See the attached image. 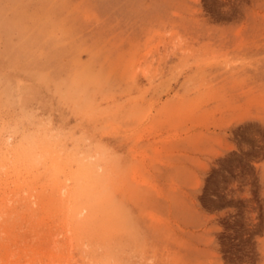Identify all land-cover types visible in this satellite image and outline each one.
Here are the masks:
<instances>
[{"label":"rangeland","instance_id":"374dc122","mask_svg":"<svg viewBox=\"0 0 264 264\" xmlns=\"http://www.w3.org/2000/svg\"><path fill=\"white\" fill-rule=\"evenodd\" d=\"M0 264H264V0H0Z\"/></svg>","mask_w":264,"mask_h":264},{"label":"bare ground","instance_id":"6f19581e","mask_svg":"<svg viewBox=\"0 0 264 264\" xmlns=\"http://www.w3.org/2000/svg\"><path fill=\"white\" fill-rule=\"evenodd\" d=\"M20 171V170H19ZM17 173H18V171H17ZM14 174H16L15 172H14ZM13 176H15V175H13ZM17 177H18V175H17ZM15 178H16V176H15Z\"/></svg>","mask_w":264,"mask_h":264}]
</instances>
